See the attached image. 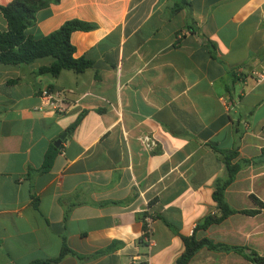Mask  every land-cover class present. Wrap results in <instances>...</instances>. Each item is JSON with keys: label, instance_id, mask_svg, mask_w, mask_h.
<instances>
[{"label": "crops", "instance_id": "crops-1", "mask_svg": "<svg viewBox=\"0 0 264 264\" xmlns=\"http://www.w3.org/2000/svg\"><path fill=\"white\" fill-rule=\"evenodd\" d=\"M186 1L173 13V0H59L27 34L94 23L70 36L73 56L92 65L53 76L39 72L50 56L0 62V264L53 260L63 244L71 252L48 264H175L194 230L264 255V206L195 229L217 213L214 182L225 174L209 145L236 144L237 158L254 160L226 187L227 203L257 209L253 195L264 204V82L251 76L264 65V0ZM43 89L66 94L67 111L45 105ZM186 264L253 263L202 246Z\"/></svg>", "mask_w": 264, "mask_h": 264}, {"label": "trees", "instance_id": "trees-1", "mask_svg": "<svg viewBox=\"0 0 264 264\" xmlns=\"http://www.w3.org/2000/svg\"><path fill=\"white\" fill-rule=\"evenodd\" d=\"M59 0H12L5 6H0V11L7 22V29L0 31V62L3 64H28L39 58L52 57L50 65L42 67L39 72H48L56 76L63 69H71L75 72H83L92 65V62L85 57H74V46L71 44L70 36L74 31H89L95 28L94 23L85 22L79 19H69L59 28L50 32L41 38H33L27 34V29L36 21V13L47 7L50 3H56ZM189 6L186 0H173L171 11L178 12ZM238 76L237 73L235 77ZM83 114L66 129L70 134L81 120ZM239 135L237 140L239 139ZM217 158L224 166L225 174L214 182L212 198L216 204L217 213L207 215L195 229H206L213 223H219L227 216L239 212L247 215H254L264 206L255 196L252 200L259 206L252 210H236L232 208L224 197L226 187L234 180L237 172L245 165L249 164L251 159H242L238 157V148L235 144L229 149H220L214 145H209ZM57 148L50 145L45 152L43 163L40 170H47L51 167ZM264 153V148L262 149ZM237 158V159H236ZM236 159V160H235ZM149 207L151 203L148 204ZM146 213H144L145 215ZM152 218L155 216L152 215ZM156 218V217H155ZM195 231V230H194ZM182 236L184 243L183 252L175 260V264H186L193 254L202 246L212 250H234L239 252L253 264H264V255L256 251L239 246H226L221 243H214L209 239L197 240L194 236ZM71 252L64 244L62 245L59 257L56 259H47L40 264H48L51 261H58L64 254Z\"/></svg>", "mask_w": 264, "mask_h": 264}, {"label": "built area", "instance_id": "built-area-1", "mask_svg": "<svg viewBox=\"0 0 264 264\" xmlns=\"http://www.w3.org/2000/svg\"><path fill=\"white\" fill-rule=\"evenodd\" d=\"M251 76L254 78L256 83L264 82V65L258 69H254L251 72ZM40 98L43 103L51 108L54 113L63 114L69 108V98L64 93L56 92L49 89H43L40 92ZM145 140L149 141L146 137ZM152 215L148 214L145 218V227L143 231V240L150 242L151 235V221Z\"/></svg>", "mask_w": 264, "mask_h": 264}, {"label": "water", "instance_id": "water-1", "mask_svg": "<svg viewBox=\"0 0 264 264\" xmlns=\"http://www.w3.org/2000/svg\"><path fill=\"white\" fill-rule=\"evenodd\" d=\"M66 137L65 134L61 135V137L55 142V145H58L59 143H61L62 140H64Z\"/></svg>", "mask_w": 264, "mask_h": 264}]
</instances>
